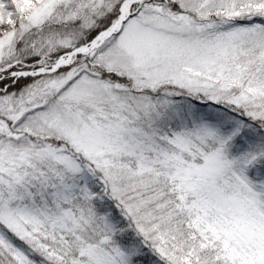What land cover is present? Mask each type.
I'll use <instances>...</instances> for the list:
<instances>
[{"label": "snow or ice", "instance_id": "1", "mask_svg": "<svg viewBox=\"0 0 264 264\" xmlns=\"http://www.w3.org/2000/svg\"><path fill=\"white\" fill-rule=\"evenodd\" d=\"M0 264H264V0H0Z\"/></svg>", "mask_w": 264, "mask_h": 264}]
</instances>
